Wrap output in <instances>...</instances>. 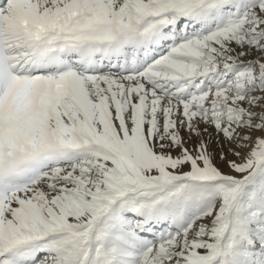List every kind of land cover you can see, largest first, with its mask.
I'll use <instances>...</instances> for the list:
<instances>
[{
  "label": "snow or ice",
  "instance_id": "snow-or-ice-1",
  "mask_svg": "<svg viewBox=\"0 0 264 264\" xmlns=\"http://www.w3.org/2000/svg\"><path fill=\"white\" fill-rule=\"evenodd\" d=\"M0 264H264V0H0Z\"/></svg>",
  "mask_w": 264,
  "mask_h": 264
}]
</instances>
